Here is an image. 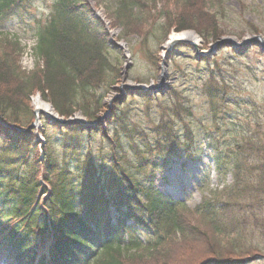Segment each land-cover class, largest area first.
<instances>
[{"label":"trees","instance_id":"16d2710c","mask_svg":"<svg viewBox=\"0 0 264 264\" xmlns=\"http://www.w3.org/2000/svg\"><path fill=\"white\" fill-rule=\"evenodd\" d=\"M222 1L115 0L113 24L131 25L122 33L126 39L143 33L145 22L148 36L160 34V41L172 30H192L204 44L225 34L212 9ZM28 6L29 0H0V27ZM45 17L37 25L30 71L20 66V42L0 29V119L27 127L34 93L64 119L80 112L92 121L110 111L96 128L54 126L46 119L35 132L0 125V264H256L264 259V110L250 93L227 88L233 83L224 72L248 64L245 56L179 59L173 48L190 52L191 47L174 44L167 53L172 87L162 94L130 92L147 112L161 113L158 122L139 128L128 101L111 106L105 101L108 91L101 88L118 83L121 67L109 56L117 45L95 8L87 0H53ZM160 60L157 51H148L155 74ZM194 95L213 127L203 142L188 120ZM248 116L249 126L235 135L231 124ZM198 142L210 150L218 172L229 169L232 182L219 198L203 196L187 208L154 178L175 158L183 160L182 168L197 160ZM224 148L231 150L228 163Z\"/></svg>","mask_w":264,"mask_h":264},{"label":"rangeland","instance_id":"374dc122","mask_svg":"<svg viewBox=\"0 0 264 264\" xmlns=\"http://www.w3.org/2000/svg\"><path fill=\"white\" fill-rule=\"evenodd\" d=\"M95 8V13L102 19L104 25L108 30V35L113 44L117 45V48L111 47L109 56L115 64H118L120 69V80L112 88H106L103 86L101 90L107 92L105 101L108 106H111L115 101H128L134 108L133 120L135 125L139 128L150 127L153 123H156L161 119V113L152 108L149 112L141 105H139V98L133 99L130 96V92L134 95L142 92L138 87H146L151 84H157L160 82V73H154L151 70V65L148 62V51L158 54H163V46L166 45L167 38L160 41V34L156 37L148 36L149 25L145 22L143 26V33L133 34L129 37L122 38L124 31L128 30L127 27L131 25L113 24L114 17L112 8L115 6V0H87ZM160 3L167 0H159ZM53 0H29V6L27 11L15 15L7 22L2 24L0 29L4 34H9L12 38L17 39L22 45V53L19 57L20 66L25 71L32 70L35 65V59L32 52V46L35 44V33L37 31V25L44 21L45 15L51 9V3ZM217 11L218 17L221 19L225 34L221 36L230 38L236 43L242 42L245 38L259 34L264 39V0H223L221 4L212 7ZM134 22V21H133ZM141 25V24H140ZM146 32V33H145ZM195 32V31H194ZM196 33V32H195ZM198 36V49L209 50L213 45V41H209L203 44L201 37ZM148 36V37H147ZM220 38V37H219ZM218 39V38H217ZM216 40V39H215ZM111 46V44H110ZM261 43H251L245 48L234 45H224L223 47L216 48L214 56L222 58L225 56L237 55L238 57H244V61L248 64L235 65L232 67H225L224 72H227V76L232 80V85L226 86L230 89L240 90L242 93H250L255 97L256 105L264 110V54H259L258 51L264 53L261 49ZM177 58H197L196 52L191 48L190 52H185L184 49L173 48ZM211 55V56H213ZM230 57V56H229ZM164 72L162 86L166 89H170L173 84V79L168 74V60L164 59ZM161 66V65H160ZM166 90V91H167ZM143 93V92H142ZM163 93V92H162ZM160 92L151 94H162ZM150 94V95H151ZM48 102V101H47ZM31 111L33 106L31 103V97L29 98ZM193 117L188 118L191 122V127L196 132V136L200 142H203L205 132L207 129L213 131V127L210 121V117L207 115L205 107L202 105L200 97L193 96ZM259 109V111H261ZM109 108L99 116L100 120L109 113ZM83 117L79 112L76 116ZM84 118V117H83ZM252 116L247 118L239 117L231 125L236 126L237 129L234 134L238 135L246 126H249V120ZM43 118H40L39 125L36 129L44 128ZM25 128V127H24ZM22 128V129H24ZM26 132V131H25ZM28 132V131H27ZM215 136L221 140H228L229 135L221 136L219 132L214 133ZM42 140V136L39 135ZM232 139L231 137H229ZM204 144V143H203ZM197 149L199 157L197 160L187 162L186 166L182 168L181 159L175 158L173 163L166 166L165 171L156 172L154 181L158 187L164 192L173 197L174 200L183 201L187 208H192L195 204L199 203V200L205 197H220L223 194V187L229 185L232 182L231 173L229 172L228 165L226 173H220L215 168V161L208 148H204L202 144L197 143ZM229 149V148H228ZM223 149L222 158H225V163H228L230 158V151ZM164 178V180H163ZM143 238V237H142ZM11 257V256H10ZM9 257V258H10ZM8 258V260H9ZM1 259V258H0ZM6 260V261H8ZM7 262L3 263L6 264ZM256 264H264V259L257 260Z\"/></svg>","mask_w":264,"mask_h":264},{"label":"water","instance_id":"95a60500","mask_svg":"<svg viewBox=\"0 0 264 264\" xmlns=\"http://www.w3.org/2000/svg\"><path fill=\"white\" fill-rule=\"evenodd\" d=\"M261 43L262 47L261 49L264 50V39H262V37L259 35V34H255L254 36L252 37H249V38H245L242 42L240 43H236L235 41L231 40L230 38H227V37H223V38H218L216 40H214L213 42V45L211 47V49L209 50H199L198 49V44L196 42H193V41H188V40H185V39H179V38H174V39H167V41L165 42L166 45L163 46V54L161 55V62H160V69H161V73H160V82L157 83V84H151L149 86L146 87H143L140 85V87H138L139 90H141L143 93H145L146 95H150L151 92L153 93H157V92H164L166 91V87H163L161 84L163 82V75L162 73L164 72V59L167 58L168 56V52L173 48V45L174 44H177V43H184V44H187L189 45L191 48H193V50L196 52L197 56L196 57H199V56H203V55H207V56H211L215 53V49L216 48H220V47H223L224 45H236V46H239L241 48H245V46H248L250 45L251 43ZM33 113V121L30 123L29 126H27L26 128L22 129V128H19V127H16L15 125H9L7 124L4 120H1L0 119V125L1 126H7V127H10V128H14V129H17L21 132H24V131H29V129H34L35 127H37L39 124V119L41 116L44 117V119H46L47 123H49L50 125H58V126H61V125H66L67 123H78L81 125L82 128H85V129H88V128H96L97 125L99 124V119L97 120H92V121H86L84 120L83 118H81L80 116H73V117H68L66 119L58 116V114L56 115H52L50 113H47V112H43V111H38L36 112L35 110L32 111Z\"/></svg>","mask_w":264,"mask_h":264},{"label":"bare ground","instance_id":"6f19581e","mask_svg":"<svg viewBox=\"0 0 264 264\" xmlns=\"http://www.w3.org/2000/svg\"><path fill=\"white\" fill-rule=\"evenodd\" d=\"M174 39V38H179V39H185L188 41H193L196 42L198 41V36L194 31H189V30H182L180 32H172L169 36V39ZM31 103L33 106V109L38 112V111H43L50 113L52 115H56L57 113L53 110L51 104L47 102L46 100H43L42 97L40 96L39 93H34L31 96ZM80 116V115H79Z\"/></svg>","mask_w":264,"mask_h":264}]
</instances>
